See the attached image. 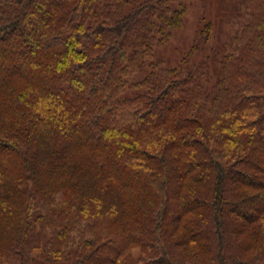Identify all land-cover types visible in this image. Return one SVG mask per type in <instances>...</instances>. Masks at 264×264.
Instances as JSON below:
<instances>
[{"label":"trees","instance_id":"1","mask_svg":"<svg viewBox=\"0 0 264 264\" xmlns=\"http://www.w3.org/2000/svg\"><path fill=\"white\" fill-rule=\"evenodd\" d=\"M238 1L168 68L188 0H0V264H264V0Z\"/></svg>","mask_w":264,"mask_h":264},{"label":"rangeland","instance_id":"2","mask_svg":"<svg viewBox=\"0 0 264 264\" xmlns=\"http://www.w3.org/2000/svg\"><path fill=\"white\" fill-rule=\"evenodd\" d=\"M187 5L182 27L174 31L171 40L157 52L158 58L168 68L179 67L188 56L202 28L204 18L213 21L214 32L206 44L207 51L199 54L192 63L210 55L211 47L219 49L247 19L238 0H188ZM216 64L213 60L212 66Z\"/></svg>","mask_w":264,"mask_h":264}]
</instances>
